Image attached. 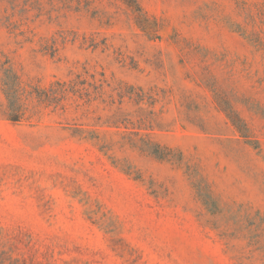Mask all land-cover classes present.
Masks as SVG:
<instances>
[{
    "label": "rangeland",
    "instance_id": "1",
    "mask_svg": "<svg viewBox=\"0 0 264 264\" xmlns=\"http://www.w3.org/2000/svg\"><path fill=\"white\" fill-rule=\"evenodd\" d=\"M128 1L0 0V264H264V0Z\"/></svg>",
    "mask_w": 264,
    "mask_h": 264
},
{
    "label": "trees",
    "instance_id": "2",
    "mask_svg": "<svg viewBox=\"0 0 264 264\" xmlns=\"http://www.w3.org/2000/svg\"><path fill=\"white\" fill-rule=\"evenodd\" d=\"M131 5H137L138 6V3L136 0H129L128 1ZM128 3V4H129ZM139 11L141 10L140 7H138ZM5 90H6V93L8 95V99H9V104H10V109L12 111H18V109L22 106V101H21V98L19 97V94L17 92H14L15 89H13L8 83H6L5 81ZM231 118V117H230ZM15 122H17L18 120L17 119H13ZM240 120V119H239ZM242 122V121H241ZM234 125L237 127L235 121H233Z\"/></svg>",
    "mask_w": 264,
    "mask_h": 264
}]
</instances>
